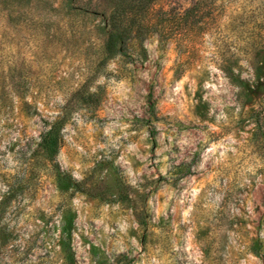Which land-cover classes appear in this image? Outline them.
<instances>
[{"label":"rangeland","instance_id":"obj_1","mask_svg":"<svg viewBox=\"0 0 264 264\" xmlns=\"http://www.w3.org/2000/svg\"><path fill=\"white\" fill-rule=\"evenodd\" d=\"M0 264H264V0H0Z\"/></svg>","mask_w":264,"mask_h":264},{"label":"trees","instance_id":"obj_2","mask_svg":"<svg viewBox=\"0 0 264 264\" xmlns=\"http://www.w3.org/2000/svg\"><path fill=\"white\" fill-rule=\"evenodd\" d=\"M58 123L53 122L40 135V139L36 144V148L31 154V158L35 160L53 158L58 149Z\"/></svg>","mask_w":264,"mask_h":264}]
</instances>
